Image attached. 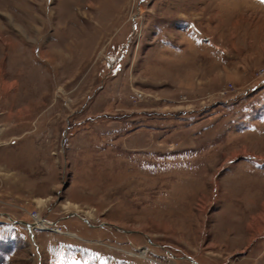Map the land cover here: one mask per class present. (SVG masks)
I'll return each mask as SVG.
<instances>
[{
	"label": "rangeland",
	"instance_id": "374dc122",
	"mask_svg": "<svg viewBox=\"0 0 264 264\" xmlns=\"http://www.w3.org/2000/svg\"><path fill=\"white\" fill-rule=\"evenodd\" d=\"M240 1L0 0V264H264Z\"/></svg>",
	"mask_w": 264,
	"mask_h": 264
},
{
	"label": "crops",
	"instance_id": "0c3cea01",
	"mask_svg": "<svg viewBox=\"0 0 264 264\" xmlns=\"http://www.w3.org/2000/svg\"><path fill=\"white\" fill-rule=\"evenodd\" d=\"M240 4H241L240 5V37L242 36L243 33L247 32L248 30L264 29V24L260 22L264 20V2H262V0H251L249 2L244 1L243 3L242 1H240ZM255 11L261 13L259 15V19L256 21L253 18V12ZM243 54H244L243 52H240V59ZM241 60L243 62L250 61V59H246V58H242ZM243 65L244 66L242 71L246 72L247 68L245 66V63H243ZM240 78H241V74H240Z\"/></svg>",
	"mask_w": 264,
	"mask_h": 264
},
{
	"label": "bare ground",
	"instance_id": "6f19581e",
	"mask_svg": "<svg viewBox=\"0 0 264 264\" xmlns=\"http://www.w3.org/2000/svg\"><path fill=\"white\" fill-rule=\"evenodd\" d=\"M40 221H39V219H37V222H36V224L38 225V226H41V227H44V228H46L45 226H42L43 224L42 223H39ZM30 229H31V226H30Z\"/></svg>",
	"mask_w": 264,
	"mask_h": 264
},
{
	"label": "snow or ice",
	"instance_id": "6c2138e0",
	"mask_svg": "<svg viewBox=\"0 0 264 264\" xmlns=\"http://www.w3.org/2000/svg\"><path fill=\"white\" fill-rule=\"evenodd\" d=\"M262 2H264V0H262Z\"/></svg>",
	"mask_w": 264,
	"mask_h": 264
}]
</instances>
